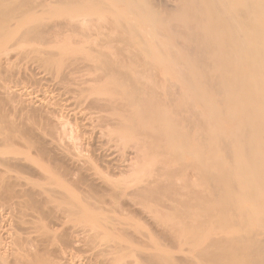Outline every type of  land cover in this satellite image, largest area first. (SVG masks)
I'll list each match as a JSON object with an SVG mask.
<instances>
[{"label":"bare ground","instance_id":"bare-ground-1","mask_svg":"<svg viewBox=\"0 0 264 264\" xmlns=\"http://www.w3.org/2000/svg\"><path fill=\"white\" fill-rule=\"evenodd\" d=\"M51 1H53V0H51ZM93 1L92 0H55L54 1L56 3L55 6L57 4H58V7L61 5L60 6L61 8L59 7V9H61V11H63V10H64V12L70 11V12H73V14H75V15H76V13H78V15H77L78 20L75 17V15H74L75 18L72 17L73 19L70 20L69 17H71V13H67V15L65 14V16H67V17L63 16V17H65L67 27L69 25L72 26L75 23V21H78V22L83 21L84 23L87 24V25L85 24V26L87 28L84 27V24H82L83 26H81V27L84 29H82V31L79 30L80 32L77 31V33H79V34L83 33V36H85V37L82 38L83 36H79V34H76V32H73V30H70V29H69L70 31L68 29H67L68 31L64 30V27H66V26L63 25L64 26L63 27L62 24H64L65 20L64 21L62 20L63 23H61V26L63 28H60V29L57 28L58 27L57 25H60L61 21L60 22L58 21V23H59L58 24L53 19L54 14H52V13H55V11L49 9L50 7L48 8V6L51 2L48 3V2H45L44 0H40L41 4H39V0H0V41H1L0 44H2L1 45L2 47H5V45L14 43V45H12V48H14V46H15L14 49H17V48L22 49V48H27L26 46L29 44H30L29 45V48H30L31 47V43H30L31 40L36 41V42L40 41V43H41V44H39L40 49L45 47L44 48V50H45V49H47L48 46L46 47L44 45L51 44V46L49 45L50 48H48V49H51V47L56 46L55 44L58 43L59 40H60V43H62L61 42L62 39L60 36L61 34L63 35L62 32H67V33H64V35L66 36V34H67L66 38H68V40L70 39L68 37L69 34H71V36H72L71 40L73 39V36H75V35L76 36L78 35L79 38L81 37L82 40L75 36V40H76V38L79 39L76 41H79V44H81L80 45L81 49L84 50V52H82L83 54L81 53V56H83L82 59L84 58L85 60L92 61L93 64H94V62L96 64L100 63V65H102L101 68L104 67V69L107 70V72H108L107 74L110 77V78L107 77V74H106V78L110 79L108 81H111L110 83L107 84L108 89L106 87V89L108 91L105 89V87L103 89H105V91H107L106 93H108V94H106V95H108V97L109 96L111 97V99L109 97L111 105L106 102L107 105L105 104L104 106H107V107H108V105L114 106V107H111L112 111L114 109L118 110L117 107L115 108V105L117 104L116 106H118V103H119V107H120V104L124 105V108L128 107L127 108L128 110L127 109L123 110V108L121 106V110H118V111H123V112L125 111L124 112L125 114L123 116L120 115L121 112L119 113L118 111L114 110L116 113L118 112L117 114H119L120 117L125 118V119L121 118L123 123L120 121L121 123H119V124L123 125V126L120 127V125H119V128H122L124 130V132H126L127 128H128V131L131 130L132 132H135L137 134H139L141 131L140 127L152 128V126H159V130H160V128H162V130H164V131H160V132H157V130H158L157 127L155 128V130L157 129L156 132L160 133V134H157L155 132V130L150 132L152 134H150L148 132L149 136H151L150 137L151 140L153 139L152 141L156 140V138L158 140L159 137H161V139L163 140L160 144H158V146H156V144L158 141H160V139L158 141H155V142L149 141L152 143V146L154 145V147H156V148H153L152 150H149V151L151 154L156 155L158 163H159V165L158 164L157 165L161 169L163 167V169H162L163 172L167 171L166 175L168 177L166 175L165 176L168 178V180L171 179L170 180L171 184L173 182L172 179L174 177L172 175V178H171V173L175 174L176 170L172 171V169L168 168V165H167V169L165 168L167 163L164 161V159L161 160L162 157L165 156V153H162V152H166V154L169 156L170 161L167 160V162L169 161V162H175V163L179 164V166L177 165L179 167V169H178L179 172L181 171L184 174L185 172L183 170L186 171L189 167L192 168L196 172V176L199 179V180L197 179V181H199V182L198 183H197V181L195 183L189 182V183H192L193 185H189V183L186 182L184 184L185 187L182 186L183 187L182 189H184V191L186 189H188L186 191H188V192L191 191L193 193V196L195 195V197H196V198L194 197L195 199H192V195L189 196V197H191L189 200H194L196 202L192 203L194 201H191V202L189 201V203H192L194 205L190 204V205H188V208H189V206L191 207V205H192V207L197 210L196 212L199 211L198 213H200L202 216L207 214L206 216L211 215L214 218L216 217L218 220V226H219V228H221V230L226 229V227L232 229V231L229 233V236H227V234H226L227 237L215 238V239H212V241L210 243L203 244L204 245L203 248H201V250L199 249V251H198V257H197V258H199L198 261L201 260L200 262L203 264H225L222 261H220L222 256L223 255L227 256V254H231V255L234 254V255L240 256L239 258L242 261L241 264H264V0H177V2H178V6H177L178 10H176L177 14L174 15L175 17L170 18V19H172V22L170 21L168 23L170 24L172 29H171V31H169V32L167 31L166 33L164 32L165 30L163 31V30H161V28L165 25V23L167 25V20H170V19L169 18L166 19L167 17H165L163 15H159L160 13H158V15H157V12L155 11L156 9L155 10L153 9L155 7H153V4L150 2L151 0H95L94 1V2H96V4L94 3L95 7L93 6V3H92ZM44 4H45V6L48 5L47 6L48 9L44 6L46 8V13L48 10H51L52 15L50 14V11H48V15L50 14V16H47L46 13H43V12H45V10L42 11L43 7L41 8V6ZM62 5H63L64 9H62L63 8ZM89 5H92L91 9L89 8L90 10L93 9V11H94L95 9H97V11H99L100 15L98 13H96V14H98L99 17L101 16V19L99 20L98 15L93 13L94 15L97 16L96 18H98V19H96L97 23L94 22L95 16L93 14L92 15L94 17L91 18L92 20L94 19L93 22H91L92 20L90 18L89 19L85 18V20H87V21L90 20V23L92 25H90L89 22L82 20V19H84L85 16L83 14H81L82 12H84V13L87 12L89 15L91 14L90 12H88L90 10L88 8H86ZM38 8L41 10H39ZM65 8L66 9L68 8V9L66 10ZM85 8L87 11H85ZM101 8L105 9V10L103 9L104 12L108 10V12H110V14L105 12V13H107V15H106L104 12L101 11L102 10ZM56 12H57V10H56ZM101 12L107 16V17L104 16L105 17L104 18V20H105L104 24H106L105 25L106 28H107V26H109V24L111 25V26H109L110 30H108V32H109L108 35H107L106 31L109 28L104 30V28H105L104 24H103L104 20L102 18V16L104 14L102 15ZM111 12H112V14H111ZM68 14H70V16H68ZM80 14L82 16V17H80L81 19H79ZM88 14H85L86 17ZM108 15H110V16H108ZM111 15H112V17H111ZM89 17H91V15ZM50 18H52V19L50 20ZM67 18L71 21V23H70V21H67L68 20ZM107 18L110 19V20L108 19L109 23H107V20H106ZM255 18H257V19L259 18L260 22L255 23L254 22V21H256ZM52 20L55 23L51 22ZM102 20H103V22H102ZM130 20L132 22L133 21H135V22L129 24L131 22ZM138 20H140V21L142 20L143 23L145 22V24L142 25L143 23L139 21L140 23H142L141 25L143 28L135 27ZM164 20L166 21L165 23H164ZM72 21H74V22H72ZM100 21H101V24H100ZM31 22H33L35 24H33V26H32ZM161 22L164 23L162 27L160 26V25H162ZM78 24L75 23V26ZM94 24H95L96 29H93V27H92V26H94ZM97 24H98V26H97ZM89 25L91 26V29L89 30L91 33L97 31L96 33H94L95 35L97 33L99 34V31L102 32V30H103L102 33L100 32L101 35L99 34L100 35L99 37H101L102 35L105 36L104 37L105 44L103 43L104 42L103 37L100 38L103 41L102 42L100 39L96 38V36L98 37V34L95 36L92 33L95 36V39L98 40V41L96 40V43H95V40L92 39L94 36L89 34L90 33L88 31V29L90 28ZM141 25H138V27H141ZM168 25L166 27H170ZM45 26H46V28L49 26L51 28L50 29L48 28V31H45L44 30ZM75 26H72L74 31H76L75 30L76 27H77V30L80 29V27H79L80 25H78L76 27ZM112 26H115L116 28L114 29V27L112 28ZM148 27L150 28V30ZM144 28H147V29H144ZM112 29H114V31H112ZM83 30H84V32H83ZM93 30H95V31H93ZM142 30L147 31V32H145L146 35L150 32L149 35L151 34L150 35L151 37L149 39L146 38L145 34H143L144 31L142 32ZM86 31H88L89 33L87 32V34H86L85 33ZM104 31L106 34H104ZM114 33H117V35ZM73 34H75V35H73ZM109 34L110 35L114 34V35L110 36ZM112 37H114L115 39H113ZM62 38H63V36H62ZM84 39H85V41H87L89 39L88 42H86V45H84L86 48L83 46V48H85V49L82 48V44L84 42ZM71 40H69V41L71 42ZM99 40L101 41L100 44L103 43L102 46L99 44L100 48H102V50H103L105 48L112 47L113 49L112 50L110 49V52L113 51L112 54H114V55H111V53H109L105 56V53H106L105 51H109L108 49H106L105 51L104 50L102 51L99 48L98 50H100V51L97 50L95 52L91 47L93 45L97 46L96 44H98ZM65 41H67V39H65ZM69 41H68V43H69ZM72 41H74V40H72ZM81 41H82V43H81ZM90 41H93L92 43H95V44L92 45V43ZM64 42L62 44H60L59 49H60V47L62 49L64 48L65 45L63 46V44H66ZM117 42L122 43L123 46L118 47L119 45L116 44L117 45V47H116V45H114V44ZM72 43L75 45L78 42L77 43L72 42ZM89 43L91 45L90 48H88ZM3 44H5V45H3ZM32 44L36 45L34 42H32ZM79 44H77V45H79ZM58 45H59V43H58ZM166 45H167V47L169 46V48H170V50L167 51L168 53H166V51L164 49ZM34 47H35L34 50L36 52L41 51L40 53L43 52L42 54L46 55V54H44V50L42 51L39 49V47L37 49H36V46H34ZM80 47L76 46V48H79L78 53L81 52ZM103 47H105V48H103ZM66 48H65V50H66ZM97 48H98V46H97ZM75 49H74V51H75ZM47 50H45V52H47ZM30 51H32L31 48H30ZM54 51L52 53H56ZM71 51L74 52L73 50H71ZM90 51H92V52H90ZM23 52H25V49L23 50ZM27 52H29V51L27 50ZM48 52H50V51H48ZM182 52L185 53L184 54L185 56L182 55V57L184 56L182 58V60L177 62L175 60L176 59L175 55H178V53L183 54ZM33 53H34V51H33ZM33 53H31V54H33ZM93 53H95V55ZM96 53H98V54H96ZM24 54L27 55L26 52ZM42 54H40L39 57L43 56ZM100 54H102V55H100ZM48 55H51V54H48ZM61 55L67 56L66 53H64V54L62 53ZM98 55H100V56H98ZM109 55H110V57H108ZM29 56H32V55H29ZM81 56H80V59H81ZM35 57H37V56H35ZM59 57L60 56L57 57L58 62L57 61L54 62L56 60V59L54 60V57L51 59L52 60L51 62L55 66H59L58 63L60 64ZM174 57H175V59H174ZM62 58H64V57H62ZM104 58H106V59H104ZM42 60H43V62L45 61V59H42ZM47 60H49V59L47 58ZM61 60H63V59H61ZM61 63H63V62H61ZM134 64L135 65L137 64V65L135 66ZM134 66L136 68H134ZM137 66H138V68H137ZM93 67H95V66H93ZM96 67H98V65ZM145 73L147 74V76ZM138 74H140L142 76L145 74L144 76H146L148 78L147 84L144 85L145 89H143V86L140 88V86L135 87V84H132L133 82H135L137 85V83H140V81H142ZM136 78H137V80H136ZM132 79H135V81H133ZM128 80H131L130 81L131 83L128 82ZM126 82L131 84L133 89ZM112 83H113V85H115V87L112 86V88H114V89L116 88L117 91L113 90V89H111V91L109 90L111 88V86H108V85H110V84L112 85ZM166 84H168L169 86ZM128 85H129V87H128ZM169 87L173 88L175 91L179 87L180 91L182 90V93H180V91L177 92L178 94L174 93L175 91L171 92L173 89H170ZM162 89H164L165 92L167 91L165 93V95L169 98H167L164 95V97L166 99L163 100V98H164L163 95L161 96L160 94H158L160 92L162 93V91H158V90H162ZM112 90L114 92H112ZM164 90H163V93H164ZM168 90H171V91L168 92ZM174 94H176V96ZM177 95L179 98L177 97ZM167 99H168V101H171V102L165 101ZM171 104H173L177 108L174 110L175 113L177 111H179L178 112L179 115H181V113H182L181 119H179L180 116L178 115V113L176 114V116L174 115L175 113H173V115H171V112L174 109V107L171 106ZM170 107H171V111H170ZM123 112L121 114H123ZM126 112H127V114H126ZM126 115L127 116L129 115V117H127ZM177 115L179 116L178 120H175L177 118ZM2 116H3V114H2ZM174 117H175V119L173 120ZM193 118L197 119L196 124H195V120ZM186 120L194 121L192 123H194L195 125L190 123L194 126V128L197 125V122H201L202 125L200 123H199V125H201L203 129H201L197 125L196 127L200 128V130H201L200 131L198 129L200 132L196 133L195 131H198V130H195V129L193 132V128H191L190 130H186L187 127L189 129L192 126L191 125L189 127L188 124L186 125V127L183 126L184 125L183 123H184V121L186 122ZM188 122H190V121H188ZM7 123H9V122H7ZM5 126H6V124H5ZM123 127H125L126 129ZM131 134L135 135L134 133H131ZM141 134H143V132ZM154 134H157V136ZM2 135L3 134L1 133L0 134V136H1L0 141L2 142L3 148L0 147L1 148L0 149V155L4 154V151H3L4 149L7 148L6 150H8L9 149L8 147H12V145H10L11 141H12V140L10 141V138H11L9 136L10 134L9 135L5 134L4 136H2ZM152 135L156 136L155 139H154V137H152ZM149 136H148V138H149ZM163 142L166 145L162 144ZM145 143H146V141H145ZM151 143H150V146L148 145L149 146L148 149H150L152 147ZM184 143H186V144L188 143L187 145L190 144V146H188V147H191V146L194 147L195 146L194 148H196L200 151L197 153L196 149H194L192 147L191 150H193V153L196 152L195 155H197V156L194 155L196 157V160L194 159L195 161L193 160L192 162H189L191 164H189L185 159L186 152L184 151V148L181 145V144H183L186 147V144H184ZM163 145L167 151L165 149L161 150V148H163ZM143 146H145V144ZM148 146H146V147H148ZM181 146L183 149L181 148ZM181 149L185 152V155H184L183 151L181 152ZM153 150L158 151V152H155ZM188 150H190V148ZM12 151H15V149ZM157 153H159V155H157ZM5 154L7 156L8 152ZM162 154L164 156H162ZM5 157L0 159V165L3 164V166H5V167H3V170H0V197H3L4 199L6 198L7 201L9 203H13L14 206L16 205V207L13 208L16 211H17V209H19V208H17L18 206L21 207V209L24 207L23 209L26 208V210H27L26 206H29L26 203V201L28 200L27 197H29V198L33 197L34 198V197L38 196V198H36L38 200L40 197H42V196L44 197L46 195L44 198L42 197V199L46 200V197H48L49 192L53 198H59V197H61V194H62V197H63L62 199H64V200H62L60 198L61 202L63 201L62 202L63 204L61 203L62 205L61 204L59 205L60 201H58V202L56 201L57 202L56 203V202L52 201L54 199L49 200L50 202L52 201L53 203L56 204L54 206L55 209H57L56 207L58 206V210H61L68 203H69L68 207H70V205L75 204L72 202H74V201L77 202L78 198L75 197L76 196L75 193H74V196H72L73 192L69 191V188L65 187L64 185L59 187L60 191L62 193L58 192L59 188L57 189L58 186L56 187L57 192L60 194L59 197H58L59 194L56 191L55 192L49 191V192H47L48 193L47 194L46 193L47 185L45 186V185L40 184L43 182L39 183L41 186L36 183L37 185L36 184L35 185L37 186V188L34 187L35 189L33 188L31 190L27 189L30 186V184L27 181H26L28 183L27 185H26V182L25 183L23 182V184H25L27 187L25 185H23L21 181H20L21 184L18 183V184H20V185H18L16 183V179H18V178H15V177L17 176V174H19L17 172H19L20 169H18L17 172L15 171V173H17V174H15L14 175L15 177L13 178V176H11L10 173H11V171H14V167L13 168H11V167L9 168L8 166L6 167V161H8L7 159L10 157L9 156H8V158H5ZM183 157L185 160L183 159ZM29 159H31V158H29ZM167 159H168V157H167ZM160 160H161V162H160ZM162 161L164 162V165L161 164V166H160V163H163ZM34 162H32V163H34ZM29 163H31V160ZM185 164H187L189 167ZM11 166H13V165H11ZM184 166H186V167H184ZM164 168L166 169V171ZM185 168H187V169H185ZM169 169H170V171H168ZM43 170H45V169H42L40 171H43ZM43 172H41V173L39 172V173L43 174ZM45 174L43 175L45 177L44 179L50 180L51 177L49 178V176L47 177V175L45 176ZM163 174H165V173H163ZM21 177H23V179H24L23 174ZM54 178L57 179L55 176H54ZM20 180H22V179H20ZM51 181L52 182L49 181L48 183H51L50 185L53 184L54 186H55V184L58 185L59 183H62V181L57 183L58 180H55L56 183H54L55 181H53L52 179H51ZM166 182L168 183L169 181H166ZM170 182L167 185L172 187L173 184L170 185ZM196 184H198V185H196ZM31 185H34V184H31ZM167 185H166V188H164L165 191L167 190V187H168ZM62 187L66 188V189L63 190ZM51 188H52V186H51ZM51 188H48V189H51ZM61 188L63 191L61 190ZM160 188L162 189L163 192H165L163 190V186H160ZM170 189H172V188H170ZM158 190H159V188H158ZM201 191H203V192L205 191V193L208 194L206 196V198L210 199V197H211L210 200L209 199L207 200L208 203L209 202L213 203V201H215L214 203H216V205L213 204V206H212L213 208L211 206L209 207V205H207L208 203L204 201L205 198L203 196L201 197V193H200ZM51 192H52V194H51ZM163 192H162V195H164ZM167 192H168V190H167ZM169 192H170V190H169ZM146 193H147V191H146ZM151 193H152V191H151ZM53 194H58V195H53ZM166 194L167 193L165 192V195ZM50 195H49V198H47V199H51ZM186 195H189V194L186 192ZM186 195H185V198H186ZM55 196H57V197H55ZM166 196H168V195H166ZM26 198H27V200H26ZM33 198H30L29 200L31 201ZM185 198H184V200H185ZM188 198L185 200L184 203L182 201L184 206H185V203L187 205L186 201H188ZM42 199H41V201L39 199V201L44 202L45 200H42ZM212 199H213V201H212ZM39 201H38V204L40 205ZM47 201H46V203H47ZM8 202H7V204H9ZM78 202H79V200H78ZM34 203L36 205V202H34ZM70 203H72V204H70ZM176 203H177V200H176ZM48 204H49V202H48ZM180 204H181V202H180ZM0 205H2V204H0ZM6 205H4V206L6 207ZM76 205L77 204L73 205V208ZM59 206H61V207H59ZM184 206H183V208H184ZM8 207L11 208V206H8ZM50 207H52V206H50ZM50 207H48V208H50ZM185 207H186L185 210H187V206H185ZM1 208H3V206ZM33 208H35V207H33ZM77 208H79L78 205H77L76 209ZM21 209H19V212ZM39 209H41V208H39ZM68 209H70V208H68ZM26 210H25V212H26ZM73 210H75V208L67 211L66 214H69L68 217L73 218V216H72ZM81 210H82L81 208H80V210H78V214L82 213ZM1 211H3V210H1ZM42 211H43V209H42ZM42 211L39 210V213ZM47 211L45 210V212H47ZM7 212H6V215H7ZM31 212H33V211H31ZM51 212H53V211H51ZM181 212H182V214H181ZM181 212L179 213V214H181L180 216L177 214L179 217H177L176 219L181 218V220H182V218H183V223L180 222V219H178L180 223H178L177 221L175 223V221H174V223L177 224L176 226H178L182 229L180 231V228L177 227L179 230V233H180V236L178 235L179 238L182 236L184 238L183 240H185L186 242H187V240H190V239L191 240L204 239L203 237L209 228H206L207 225H201L200 224V222H201L200 220H202V219H200L198 217L199 220L198 219L197 220L192 219L194 221H191L189 218L191 216H189L188 211H186L185 214H183V210ZM0 214H2V213H0ZM24 215L27 216L28 214H24ZM83 215H84V213H83ZM100 215H102V214H100ZM186 215L189 217H187ZM44 216H46V215H44ZM66 216L67 215H65V217ZM88 216H90V215L88 214ZM83 217L84 216H81L80 218L83 219ZM95 217L90 216L89 219H87V217L84 218V219H86V224L89 223V226H91V227L93 226V228H95L94 226L98 227V225H100V222H101L103 217L101 219L98 218L100 216H98L97 219ZM185 217H187V218H185ZM7 218H8V216H7ZM24 218H25V216H24ZM33 218L35 219V220L33 219L34 222H37V219L40 220V216H38V218H35L34 212H33ZM187 219H189L190 221H187ZM17 220H19V219H17ZM22 220H23V218H22ZM25 220H27V219H25ZM43 220H44V218H43ZM43 220H41L42 224H43ZM57 220H58V218H57ZM74 220L75 219H73V221ZM93 220L95 222L99 221V224L98 223L94 224L95 222ZM184 220H186V223ZM41 221H38L39 224L36 225V227L34 228L35 230L36 229L39 231H41V229L44 230L43 229L44 227L42 226ZM104 221H106V219ZM104 221H102V222H104ZM84 222H85V220H84ZM90 222L92 223V225ZM27 223L28 222H25L24 225L25 224L26 225L31 224V223H29V224H27ZM19 224H22V223L19 222ZM35 224H37V223H35ZM103 224H105V223H103ZM103 224L101 223V225H103ZM114 225H117V224H114ZM181 225H183V226L181 227ZM50 227H53V226L50 225ZM56 227H57V225H56ZM105 227H108V226L106 225ZM109 227H111V226H109ZM48 229H50V228H48ZM114 229H116V227H114ZM114 229H112V230H114ZM118 229L120 230L121 228H118ZM20 230L22 231L21 227H20ZM32 230H30V231H32ZM46 231H47V229H46ZM47 232H49V231H47ZM99 232H100V230H99ZM36 233H37V231H36ZM36 233H35V236H36ZM120 233H124V232H122V230H121ZM179 233H177V234H179ZM177 234H175V236ZM201 234H204V235L201 236ZM207 234L205 236H207ZM46 235L47 234H45V238H46ZM102 235H103V233H102ZM122 235H120V236H122ZM127 236H129V235H127ZM48 237H50V234ZM182 237L180 238V240L182 239ZM200 237H202V238H200ZM24 238H26V236ZM49 239H51V237ZM40 240L41 239H39L38 241H40ZM21 241H22V239H21ZM21 241L18 240L17 242L19 243ZM31 241H34V240L32 239ZM44 241L46 242V240H44ZM26 242H24V243H26ZM203 242L205 243V241H203ZM30 243L32 244V242H30ZM33 243L36 246V243L35 242H33ZM3 244L4 243H2V245ZM21 245H22V243H21ZM4 246H6V245H4ZM24 246H25V244H24ZM37 246H39V245H37ZM12 247H11V249H13ZM41 247H39V248H41ZM8 248H10V247H8ZM22 248H24V247H22ZM25 248L28 249L29 247H25ZM31 249L33 250L35 248H31ZM6 250L8 252V250H10V249H6ZM29 250H27V251H29ZM37 250H38V248H37ZM46 251L47 250H45L44 253ZM156 251H157V249H156ZM20 252H18V249H17V253H20ZM17 253H15V255H17ZM21 253L24 254V252H21ZM21 253H20V255H21ZM37 253L40 254V252L36 251V254ZM44 253H43V255H44ZM3 254H4V252H3ZM31 254L32 253L30 252L28 255L30 256ZM155 254H157L158 256L157 255L154 256ZM155 254L153 253V256H151V261H152V259H155L154 257H156V259L158 258L159 260H161V262H163L162 264H164L165 261L166 262L168 261L165 264H168L171 261L169 258L167 260L166 256H164V255L161 256L162 253L159 251H158V253H155ZM28 255H24L25 258ZM37 255H35V258ZM45 255H46V253H45ZM33 256L31 258V260L35 259ZM119 256H121V255L119 254ZM226 256H223V257H226ZM9 257H7V258L9 259ZM40 257L38 255L37 259H39ZM14 258L12 259V261L14 260ZM19 258H20V256H19ZM26 259H25V261H26ZM29 259H30V257H29ZM43 259H44V257H43ZM158 259H157V261H159ZM5 260H6V257H5L4 261H2L4 264L7 263ZM9 260H11V259H9ZM22 260H20V262ZM39 260H41V259H39ZM37 261L38 260H36V262L33 261L32 263H30V261H28V263L34 264V262H35V264H37L40 262V261H38V262ZM46 261H48V260H46ZM23 262H24V260H23ZM23 262H22V264H23ZM161 262H160V264H161ZM172 262L173 261H171L170 263L173 264ZM46 263H49V262H45L44 264H46ZM17 264H19V263H17ZM181 264H183V263H181ZM186 264H188V262ZM227 264H229V263H227Z\"/></svg>","mask_w":264,"mask_h":264},{"label":"rangeland","instance_id":"rangeland-1","mask_svg":"<svg viewBox=\"0 0 264 264\" xmlns=\"http://www.w3.org/2000/svg\"><path fill=\"white\" fill-rule=\"evenodd\" d=\"M44 1L48 2V3L51 2L49 4V6L48 5L47 6H48V8L50 7L49 9L55 11V13H52V14H54L53 19L55 20V22L58 23V21L59 22L61 21L60 25H57L58 29L63 28L64 26L67 27V25H66L67 23L65 20V17H67V16H65V14L67 15V13H71V17H69L70 20H72L75 17L77 18L78 13H76V15H75V14H73V12H70V11H65L66 13L64 12V10L61 11V9H59V7L61 5L59 4L60 5L59 7H58V4L55 6V4H56L54 2L55 0H53V1L44 0ZM94 1L92 3H93V6L95 7L96 2H94ZM150 2L153 4V7H155L153 9L154 10L156 9L155 11L157 12V15H158V13H160L159 15H163V16L167 17L166 19L173 18V17H175L174 15L177 14V11H176V10H178L177 9V6H178L177 0H151ZM39 4H41L40 0H39ZM45 4L41 6V8L43 7L42 11L45 10V12H43V13H46L47 6H45ZM62 7H63V5H62ZM91 7H92V5H89L86 8L91 9ZM86 8H85V11H87ZM62 9H64V7ZM101 9H102L101 11L104 12L103 11L104 8H101ZM39 10H41V9H39ZM51 10H48V11H50V14H51ZM56 10H57V12H56ZM48 11L46 14H47V16H50V14L48 15ZM94 11H93V9L88 11L91 13L90 14L91 17H89L90 15L87 12L86 13L82 12L81 14H83L85 16L84 19H82V20L87 21V20H85V18L91 19L94 16H95V21H94V19L93 20L91 19L92 20L91 22H93V21L96 22L97 21L96 19H98V18L100 20L101 16L99 17V15H100L99 11H97V9H95ZM102 12H101L102 15L105 12L110 14V12H108V10L105 11L104 13H102ZM93 13L94 14L98 13L99 15L96 14V15H98V18H96L97 16L94 15ZM107 13H105V14L107 15ZM81 14L79 15V19H81L80 17H82ZM85 14H88L87 17ZM105 14L102 16L103 20L105 18L104 16H106ZM111 14H112V12H111ZM74 15H75V17H74ZM63 16H65V17H63ZM68 16H70V14H68ZM108 16H110V15H108ZM111 17H112V15H111ZM51 19L52 18H50V20ZM69 19L67 21H70ZM108 19L109 18L106 19L107 23H109ZM255 19L257 21V22L254 21L255 23L260 22L259 18L258 19L255 18ZM62 20L63 21L65 20L64 24H62V26L64 25L63 27L61 26V23H63ZM77 20H78V18H77ZM103 20H102V22H103ZM139 21L140 20H138V22ZM170 21L172 22V19L167 20V25L169 24L168 22H170ZM51 22H53V20ZM55 22H53V23H55ZM72 22H74V21H72ZM87 22H89V24L92 25L90 23V20ZM133 22H135V21H133ZM133 22L131 21L129 24H131ZM138 22H137V24L135 23L137 25V26L135 25V27L143 28L142 25H144L145 22L143 23L142 20L140 22H142L143 24L140 22H139L140 23L139 24ZM165 22L166 21L164 20V23ZM31 23H32V26H33V24H35L33 22H31ZM70 23H71V21H70ZM75 23L76 24L79 23L78 25H80L79 26L80 29L77 30L76 26H78V25L75 26ZM75 23L72 26L76 27V28L74 27L76 31H74L73 27L69 24H68L69 28L64 27V30L66 31L67 29L68 30L70 29V30H73V32H76V34H79V33H77V31L80 32L79 30L82 31V29H84L81 27V26H83L82 24H84V27H86L85 26L86 23H84L83 21H80V22L75 21ZM104 23H105V20H104L103 24ZM164 23L161 22L162 25H160V26L162 27ZM100 24H101V21H100ZM105 25L106 24H104V27H105L104 30L109 28V26H111L109 24V26H107V28H106ZM138 25H141V27H138ZM167 25L165 23V25L161 28V30H163V31L165 30L164 31L165 33L167 31L168 32L171 31V29H172L170 24L168 26H170L171 28L166 27ZM46 26H45V28H46ZM97 26H98V24H97ZM92 27H93V29H96L95 24ZM113 27H114V29L116 28L115 26H112V28ZM45 28H44V30L48 31V28L50 29L51 27L50 26L47 27L46 28L47 30ZM90 29H91V26L88 29V31ZM114 29H112V31H114ZM144 29H147V28H144ZM108 30H110V28L107 29V31H106L107 35L109 33ZM149 30H150V28H149ZM88 31H86L85 33L87 34ZM93 31H95V30H93ZM143 31L144 30H142V32ZM83 32H84V30H83ZM96 32H92V33L94 34ZM100 32L101 31H99V34H100ZM102 32H103V30H102ZM145 32H147V31L145 30L143 34H145ZM62 33H63V35L62 34L60 35L61 39H62L61 42L63 43L65 41V39H67V41L64 42L66 44H63V46L65 45L67 48L64 46L63 49L61 47L59 49L60 44H62V43H60V40H59V42H58L59 45H58V43H56L55 44L56 46L51 47V49H48V48H50L51 44L44 45L46 47L48 46L47 47L48 50L45 49V50H47V52L50 51L48 53L45 52V50H44L45 47L44 48L41 47L42 49H40V47H39V44H41L40 41L36 42V41L31 40L36 45L32 44V42L30 41V43H31L30 48L32 51H30V48H29L30 44L26 46L27 48H22L23 50L25 49V52L27 53V55L24 54L25 52H23V50L21 48L20 49L19 48L14 49L15 46H14V48H12V45H14V43H11L8 45L3 44V45H5V47H2L1 46L2 44H0V107H1L0 108V125L1 126L3 125L2 126L3 128L0 126V132L3 134L2 136H4L5 134H7V135L10 134L9 135L11 137L10 141L12 140L10 145H12V147L15 149V151H12V150H14L12 147H8L9 148L8 150H6L7 148L4 149L3 150L4 154L0 155V159L4 158L6 156L5 153L8 152V154L5 158H8V156L10 158L7 159L9 162L6 161V167L7 166L9 168L14 167V171H11V173H10L11 176H13V178L15 177L14 176L15 174L19 173L15 177V178H18V179H16L17 184L18 183L21 184V182L23 184V182L25 183L27 181L31 186V187L29 186L27 189L31 190L34 187L37 188L36 185L39 184L40 182H43L40 184L45 185V186L47 185L46 193L49 191H52V192L56 191L57 192V189L64 185L65 187L69 188V191L73 192L72 196H74V193H75V195H76L75 197L78 198L79 202L76 199L77 202H75L73 200L74 202H72V203L77 204L79 206V208L76 209L77 205L74 207L75 210H73V213H72L73 218L68 217L69 214H66V213L68 210L74 209L73 205H75V204L70 203L72 205H70V207H68V204H69L68 203L67 205L65 204L66 206H64V207L62 206L63 208L61 210H58V206L56 207L57 209H55L54 206L56 204L53 202L60 201L59 205L63 202V201L61 202V199L63 198L62 194H61V197H59L60 194L58 193V192H61L60 188L58 189V192H57L59 195L53 194V195H58L59 198H53L50 195V192H49V195L51 196V199H47V198H49V195H48V197H46V200L42 199L43 196L42 197L39 196L40 201L42 199V200H45L44 202H40L39 199L37 200L36 198H38V196L34 197V198L30 197V198H33L32 200L34 202H36V205L32 200L31 201L29 200L30 199L29 197H27L28 200L26 198V200H27L26 203L29 206H26V207H27L28 211L26 210V208L23 209L24 207L22 208L24 210L23 211L21 209V207H19V206L17 208L21 209L20 212H19V209H17V208H16L17 209V211H16L15 209H13L16 207V205L14 206L13 203H9L6 198L4 199L3 197H0V199L2 198L0 200L1 201L0 204H2V205H0V213L3 214V215L0 214V251H1L0 252V264H4L2 261H4L5 257H6L5 261L7 262V263L5 262L6 264H17V263L22 264L23 260H24L23 264H26V263L29 264L28 261H30V263H32L33 261L36 262V260L40 261L39 262L40 264L41 263L44 264L45 262H49L46 264H160L161 260H159L157 258L160 262L157 261L156 257H154L155 259H152V261H151V256H153V253L154 254L158 253V251L162 253L161 256H163V255L166 256L167 260L169 258L171 261H173L172 262L173 264H175V263L176 264H181V263L186 264L187 262H188V264H195V263L196 264H203L200 262L201 260L198 261L199 258H197L198 257V251H199V249L201 250V248H203V246H204L203 244H208L212 241V239H215V238L229 236V233L232 231V229L226 227V229L221 230V228H219V226H218V220L216 217L214 218L211 215L206 216L207 214L202 216L200 213H198L199 211L196 212L197 210L192 207V205H194L192 203H195L196 201L189 200L191 198L189 196L192 195V199H195L196 198L195 195L193 196V193L191 191H189V192L186 191L188 189H186L185 191H184V189H182L183 188L182 186H184V184L186 182L195 183L198 179V177L196 176V172L192 168H190L187 164L189 162H192L194 159L196 160L195 156H197V155H195V154H196V152L198 153L200 151L198 149L194 148L195 146L194 147L193 146L188 147V146H190V144L187 145L188 143L187 144L184 143V144H186V147L183 144H181L184 148V151L186 152V155H185V152L182 150L183 149L182 146H181V148H182L181 152L183 151V153L185 155V159L188 162L185 165H187L189 167L188 169L185 168V169H187L186 171L183 170L185 172L184 174L181 171L180 172L178 171L179 164H177L175 162H169L170 161L169 156L166 154V152L161 151L162 153H165V156L162 154V156H164V157L161 156L162 157L161 160L164 159V161L167 163V164L165 163L166 164L165 168L167 169V165H168V168L172 169V171L176 170L175 171L176 173L174 172L175 174L171 173V178H172V175L174 176L172 179V181H173L172 182L173 185H172L170 182L171 179L168 180V178H167L168 176L166 175V172H167L166 169L164 168L166 172H163V170H162L163 167L161 169L158 166L159 163H158L156 155L151 154L149 151V150H152L153 148H156V147H154V145L152 146L151 142H155V141H158L160 139V141H158L156 144V146H158V144H160L163 141L161 139V137H159L158 140L156 138V140L152 141L153 139L151 140V138H150L151 136H149V133L151 131L155 130L156 127L158 128V130L156 129L157 132L164 131V130H162V128H160V130H159V126H152V128L140 127L141 131H140V133H139L140 135H139L135 132H132L131 130L128 131V128H127L126 132H124V130L122 128H119V125H120L119 123H121V122L123 123L121 118L125 119L123 117H120V115L123 116L125 114L124 113L125 111L123 112V111H118V110H121V106H122L123 110L127 109L128 107L124 108V105H122V104H120V107H119V103H118V106H116L117 105L116 104L115 108L117 107L118 110H116L114 108L113 109L115 111H118L119 113L123 112V114L120 113V115H119V114H117L118 112L116 113L114 110L113 111L111 110L112 109L111 107H114V106H109V105H108V107L104 106L106 104V102L111 105L110 100H109L110 96L108 97V95H106V94H108V93H106L108 91L107 90L108 89L107 84L111 82V81H108L110 79L106 78V74L108 73L107 70L104 69V67L101 68L102 65H100V63L96 64L94 62V64H93L92 61L85 60L84 58L82 59L83 56H81V53L84 52V50L81 49V47H80L81 44H79V41H76V40L81 39V37L79 38L78 35L76 36L75 34H73L76 37H78L79 39L76 38V40H75V36H73L72 40H74V41H72L71 40L72 36H71V34H69L68 37L70 38L69 40H71V42H70L68 40V38H66L67 34H66V36L64 35V33H67V32H62ZM92 33L90 32L89 34L93 35ZM106 33L104 31V34H106ZM149 33L147 35L145 34V37L148 39L151 37L150 36L151 34L149 35ZM99 34H98V37L95 34L94 35L98 39H100L102 37L104 39L105 36L102 35L101 37H99L101 35V34L100 35ZM114 34L117 35V33H114ZM114 34H111V35L113 36ZM62 36H63V38H62ZM79 36H83V33L79 34ZM95 36L92 39H94L95 43H96L97 39H95ZM84 37L85 36H83L82 38H84ZM112 38L115 39L114 37H112ZM88 40L85 41V39H84V42L82 44V48L84 45H86V42H88ZM100 40H99L98 44H96L98 46V48H97V46L93 45V44H95V43H92L93 41H90L93 46L91 47V45L89 43L88 48L91 47L96 52L100 48L99 44L102 41V40L101 41ZM68 41H69V43H68ZM103 41L102 42L105 44V39ZM72 42H75V43L78 42L77 44H79V45H77V44L74 45ZM81 43H82V41H81ZM102 44H100V45L102 46ZM116 44L119 45L118 47L123 46L122 43L117 42L114 45H116ZM117 45H116V47H117ZM34 46H36V49L39 47L40 50H42V51L44 50V54H46V55H43L42 54L43 52L40 53L41 51H38V50H37L38 52H36L34 50L35 49ZM76 46L80 47V51H81L80 53H78L79 48H76ZM65 48H66V50H65ZM85 48H83V49H85ZM103 48H105V47H103ZM74 49H75V51H74ZM100 49L102 50V48H100ZM106 49H108L109 51H105ZM110 49L112 50L113 48L110 47V48L103 49L106 52V53L104 52L105 56L109 53H111V55H114V54H112L113 51L110 52ZM164 49H165L166 53H168L167 51L170 50L169 46L167 47V45L165 46ZM27 50L29 52H27ZM71 50H73L75 53L72 52ZM33 51H34V53H33ZM53 51L56 53H52ZM98 51H100V50H98ZM30 52L33 54H31ZM90 52H92V51H90ZM60 53L61 54L66 53L67 56L61 55ZM40 54H42L43 56L39 57ZM48 54H51V55H48ZM93 54L95 55V53H93ZM96 54H98V53H96ZM102 54H100V55H102ZM184 54L185 53H183V54L178 53L179 56L175 55L176 59H175V57H174V59L177 62H179L185 56ZM29 55H32V56H29ZM34 55L37 57H35ZM100 55H98V56H100ZM182 55H184V56L182 57ZM58 56H60L59 57L60 64L58 63L59 66H55L51 62L52 61L51 59L54 57V60L56 59L54 62H56V61L58 62V60H57ZM80 56H81V59H80ZM62 57H64V58H62ZM108 57H110V55ZM47 58L50 61L47 60ZM42 59H45V61L43 62ZM61 59H63V60H61ZM104 59H106V58H104ZM61 62H63V63H61ZM97 65H98V67H96ZM93 66H95V67H93ZM135 66H134V68H136ZM137 68H138V66H137ZM138 75L144 83L142 81H140V83H137V85H136V83L133 82V81H135V79H132L133 80L132 84H135V87L140 86V88L143 86V89H145L144 85H146L148 82L147 81L148 78L146 77L147 74H146V76H144V75L142 76L140 74H138ZM107 77H109L108 74H107ZM136 80H137V78H136ZM130 81L131 80H128V82H130ZM127 84H129V83H127ZM129 85L132 88V85L131 84H129ZM129 85H128V87H129ZM166 85H168V84H166ZM108 86H111V88L109 89L110 91H111V89L116 90V88L115 89L112 88V86L115 87V85H113V83H112V85L110 84ZM104 87H105V89L107 87V89H106L107 91H105V89H103ZM169 88L173 89L171 87H169ZM178 89H177L178 91L177 90L175 91L173 89L172 91L168 90V92H170V91L174 92L175 91L174 93H177L180 91L179 87H178ZM113 90H112V92H114ZM163 90L164 89L158 90V91H162V93L160 92L158 94H160L161 96L163 95V97H164V95L167 91L165 92V90H164V93H163ZM180 93H182V90L180 91ZM174 95L176 96V94H174ZM177 97H178V95H177ZM167 98H169V97H167ZM110 99H111V97H110ZM164 99H166V98L164 97L163 100ZM165 101H168V99ZM168 102H171V101H168ZM171 106L174 107V109L171 112V115H173V113H175L174 110L177 108L173 104H171ZM170 111H171V107H170ZM178 112L179 111H177L174 115L176 116V114ZM2 114H3V116H2ZM126 114H127V112H126ZM178 115H179V113H178ZM178 115H177V118L175 119V117H174L173 120L174 119L178 120L179 116H180L179 119H181L182 113H181V115H179V116ZM127 117H129V115ZM193 119L195 120V124H196L197 119H195V118H193ZM188 121H190V122H188ZM7 122H9V123H7ZM192 122H194V121L186 120V122L184 121L183 126L186 127L187 124L189 125V127L192 124L195 125ZM190 123H192V124H190ZM199 123L201 124V122H197L198 127L203 129L201 126L202 124L199 125ZM5 124H6V126H5ZM193 125L189 129L187 127L186 130H190L191 128H193V132H194V129L200 130V128L196 127L197 125L195 126V128ZM121 126H123V125H120V127ZM123 128H125V127H123ZM156 130H155V132H156ZM199 130L195 131V132L196 133L200 132L201 130L200 131ZM142 132H143V134H141ZM131 133H134L135 135H133ZM150 134H152V133H150ZM157 134H160V133H157ZM157 134H154V135L157 136ZM148 136H149V138H148ZM156 136L152 135V137H154V139ZM145 141H146V143H145ZM149 141H151V142H149ZM150 143H151L152 147L150 149H148L150 146ZM144 144H145V146H143ZM162 144H164V142ZM164 145H166V144H164ZM164 145H163V148H161V150L162 149L166 150V148H164ZM146 146H148V147H146ZM0 147L3 148L1 141H0ZM192 147L194 149H196L195 153H193V150H191ZM189 148H190V150H188ZM153 151H155V150H153ZM155 152H158V151H155ZM159 153H157V155H159ZM167 157H168V159H167ZM29 158H31V159H29ZM183 159H184V157H183ZM30 160H31V163H29ZM161 160H160V162H161ZM167 160H169V161L167 162ZM32 162H34V163H32ZM10 164L13 166H11ZM161 164L164 165V162L160 163V166H161ZM189 164H191V163H189ZM3 167H5V166H3V164L0 165V170H3ZM184 167H186V166H184ZM38 168L40 170L45 169L43 171L46 174L43 171H40ZM18 169H20L19 172H17ZM170 169L168 171H170ZM15 171L17 173H15ZM39 172L40 173L43 172V174H40ZM163 173H165V174H163ZM22 174L24 176V179H23V177H21ZM44 174H45V176L47 175V177L49 176V178L51 177V179L53 181L58 180L57 183H59L60 181H62V183H59L58 185L55 184V186L53 184L50 185L51 183H48V182L49 181L52 182L51 179L50 180L44 179L45 178L43 176ZM54 176L57 179H55ZM20 179H22V180H20ZM166 181H169L170 185H172V187L168 186L167 184H169V182L167 183ZM27 182H26V185L28 184ZM198 182L199 181H197V183ZM54 183H56V181ZM192 183H189V185H193ZM20 184H18V185H20ZM31 184H34V185H31ZM23 185H25V184H23ZM166 185L169 187V188L167 187L168 192H167V190L166 191L164 190V188H166ZM196 185H198V184H196ZM51 186H52V188H51ZM160 186H163V190L167 193L166 195H168V196L165 195V192L162 191ZM56 187H57V189H56ZM48 188H51V189H48ZM62 188H61V190H62ZM158 188H159V190H158ZM170 188H172V189H170ZM64 189H66V188H63V190ZM169 190L171 193L169 192ZM146 191H147V193H146ZM151 191H152V193H151ZM52 192H51V194H52ZM162 192L164 193V195H162ZM186 192L189 195H186ZM200 193H201V197L203 196L205 198L204 201L207 202V200L209 198H206V196L208 194H206L205 191L204 192L201 191ZM185 195H186V198H185ZM55 197H57V196H55ZM183 197L185 198V200L189 197L188 201H186L187 205L185 203V206H187V210H185L186 207L183 204L185 202ZM52 199H54V200L56 199V200L54 201ZM210 199H211V197H210ZM5 200L9 204H7V202ZM49 200H52L53 202L52 201L50 202ZM62 200H64V199H62ZM176 200H177V203H176ZM38 201L40 202V205L42 204L41 205L42 207L38 204ZM46 201H47V203H46ZM182 201H183V203H182ZM189 201L190 202L194 201V202L189 203ZM212 201H213V199H212ZM48 202H49V204H48ZM180 202H181V204H180ZM214 202L215 201H213V203L207 202L208 204L207 203L206 204L209 205V207L210 206L212 207L213 204L216 205V203H214ZM190 204H192V205H191V207L189 206V208H190L189 209L188 205H190ZM4 205H6V207ZM182 205L184 206V208ZM2 206H3V208H1ZM8 206H11V208H9ZM50 206H52V207H50ZM33 207H35V208H33ZM48 207H50V208H48ZM59 207H61V206H59ZM39 208H41V209H39ZM68 208H70V209H68ZM80 208L82 209L81 210L82 213L80 212L81 214H78V210H80ZM42 209L44 212L42 211ZM1 210H3V211H1ZM25 210H26V212H25ZM39 210H41L42 212L39 213ZM45 210L46 211L48 210L49 212L48 211L45 212ZM182 210H183V214H185L186 211L189 212V216H191V217H189L187 215L186 216L189 217L191 221H194L192 219L197 220L199 217L200 219L203 220V221L200 220L201 221L200 224L201 225H207L206 228H209L208 231L206 232V234L208 233L207 236H205L206 234L205 235L201 234V236L204 235V237H203L204 239H201V240L199 239L200 241L198 239H195V240L190 239L192 242L190 240H187V242H186L185 240H183L184 238L181 236L182 239L180 240L181 237L179 238L180 233L178 230V228H180V227L176 226L177 224H175V223H176V221L178 223H180V222L183 223V218H182V220H181V218H178V219H180V222L178 219H176L177 217H179L182 214V212H181ZM31 211L34 212L35 218H38V216H40V220L37 219V222H34L35 219L33 218V212H31ZM51 211H53V212H51ZM6 212H7V215H6ZM180 212H181V214H179ZM83 213H84V215H83ZM24 214H28V215L26 216ZM88 214L91 217L96 216L95 217L96 219L98 216H100V217H98L99 219H101L103 217L101 222H100V225H98V227L94 226L96 229L93 228V226L92 227L89 226V223L86 224V219H84V218L87 217V219H89L90 216H88ZM100 214H102V215H100ZM175 214L176 215L178 214L179 216L178 215L176 216ZM44 215H46V216H44ZM65 215H67V216L65 217ZM7 216H8V218H7ZM24 216H25V218H24ZM41 216L44 218V220ZM81 216H84L83 219L80 218ZM187 217H185V218H187ZM22 218H23V220H22ZM57 218H58V220H57ZM17 219H19V220H17ZM25 219H27V220H25ZM73 219H75V220L73 221ZM103 219L104 220L106 219V221H104ZM41 220H43V224H42ZM84 220H85V222H84ZM190 220L187 219V221H190ZM38 221H41V224L44 227L43 228L44 230L41 229V231H39L37 229L36 230L34 229L36 227V225L39 224ZM102 221H104V222H102ZM174 221H175V223H174ZM184 221L186 223V220H184ZM19 222L22 223L23 225L25 222H28L27 224H29V223H31V224H29V225L25 224L23 226L22 224H19ZM35 223H37V224H35ZM97 223L99 224V221L95 222L94 224H97ZM101 223L102 224L105 223V224L101 225ZM45 224L46 225L48 224V225L46 226ZM114 224H117V225H114ZM50 225L53 227H50ZM56 225H57V227H56ZM91 225H92V223H91ZM104 225L105 226L107 225L108 227H105ZM183 225H181V227ZM31 226L32 227L34 226V227L32 228ZM109 226H111V227H109ZM20 227L22 228V231L20 230ZM114 227H116V229H114ZM48 228H50L52 231ZM118 228H121V229L119 230ZM46 229L49 232H47ZM112 229H114V230H112ZM30 230H32V231H30ZM99 230H100V232H99ZM121 230L124 233H120ZM181 230L182 229L180 228V231ZM36 231H37V233H36ZM101 232L103 233V235ZM35 233H36V236H35ZM177 233H179V234H177ZM45 234H47L46 238H45ZM49 234H50L51 239H49L50 237H48ZM175 234H177V235L175 236ZM226 234H227V236H226ZM120 235H122V236H120ZM127 235H129V236H127ZM25 236H26V238H24ZM200 238H202V237H200ZM21 239H22V241H21ZM32 239L34 241H31ZM37 239L38 240L41 239V240L38 241ZM18 240L21 241V242H19L20 244L17 242ZM44 240H46V242ZM23 241L24 242L27 241V242L24 243ZM29 241L32 242V244ZM203 241H205V243ZM33 242L36 243V246ZM2 243H4V244L2 245ZM21 243L23 246L21 245ZM24 244H25V246H24ZM4 245H6V246H4ZM37 245H39V246H37ZM8 247H10V248H8ZM11 247L13 249H11ZM22 247H24V248H22ZM25 247H29V248L26 249ZM39 247H41V248H39ZM5 248L10 249V250H8V252H7V250ZM31 248H35V249L32 250ZM37 248H38V250H37ZM17 249H18V252L21 251V252H24V254L21 252H20L21 255H20V253H17ZM156 249H157V251H156ZM27 250H29L32 253L30 256L28 255L30 252ZM45 250H47L49 252L48 253L46 251L45 252L46 255L44 253ZM36 251L40 252V254L39 253H37V254L39 255V257L41 256L39 258L41 260L37 259L38 255L36 254ZM41 251L44 253V255ZM3 252H4V254L5 253L6 254L4 255ZM15 253H17V255H15ZM119 254L121 256H119ZM24 255H28V256H26V258L27 257L28 258L26 259ZM35 255H37L36 258H35ZM156 255L157 254H155L154 256H156ZM19 256H20V258H19ZM32 256L35 259L31 260ZM42 256L44 257V259ZM223 256H226V255H223ZM223 256H222L220 261H222L225 264H227V263H229V264H231V263L232 264H235V263L241 264V262H242L241 259L239 258L240 257L239 255L227 254L228 257L227 256L223 257ZM7 257H9V259H11V260H9ZM29 257H30V259H29ZM13 258H14V260L12 261ZM25 259H26V261H25ZM20 260H22V261L20 262ZM46 260H48V261H46ZM35 262H34V264H35ZM167 262L165 261V263H167ZM170 262L168 264H171ZM39 263H37V264H39ZM162 263L163 262H161V264Z\"/></svg>","mask_w":264,"mask_h":264}]
</instances>
